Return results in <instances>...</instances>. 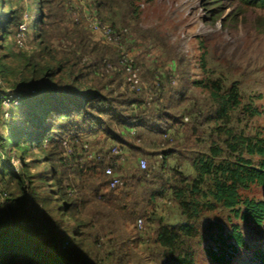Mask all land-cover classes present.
<instances>
[{
	"label": "rangeland",
	"instance_id": "374dc122",
	"mask_svg": "<svg viewBox=\"0 0 264 264\" xmlns=\"http://www.w3.org/2000/svg\"><path fill=\"white\" fill-rule=\"evenodd\" d=\"M7 1L8 6L0 3V22L11 10L17 11L20 21L6 42L0 38V56L18 76L2 81L0 91L25 88L32 82L36 90L69 85L71 69L76 65L74 76L83 79L82 74H87L92 86L104 94L90 107L98 118L105 117L101 112L111 99L118 103L129 99L130 106L135 107H129V114L134 118L138 106L159 108L165 95L183 92L187 101L177 113L181 121L183 118L182 124L169 132L163 128V134L162 125L151 126L153 138L142 135L141 141L133 127L129 129L135 137L126 130L122 135L119 126L90 130L84 128L79 115L74 117H79L74 127L54 123L53 116L42 124L39 117L26 118L23 105L13 108L14 115L8 113L10 120L1 106L0 157L8 170L0 168V226L16 225L26 230L36 244L46 246V253L58 256V264H169L168 251L154 244L156 233L165 226L194 225L183 214L176 196L182 191L194 198L189 187L197 178L194 163L201 156H209L214 144L227 151L228 131L220 128L264 139V8L256 0ZM95 13L104 24L127 31L122 52L98 41L97 35L90 36L88 20ZM41 23L45 33L40 39ZM72 24L80 29H71ZM124 56L132 60L131 73L124 65ZM46 69L51 70L49 77L43 72ZM232 87L238 89L239 103L229 109L228 118L222 119L221 103L212 102L211 94H227ZM27 98L36 104L41 96ZM13 129L29 134L27 139L49 130L60 141L42 144L41 148L32 145L24 162L29 168L24 175L14 177L10 172L18 175L21 162L3 141ZM130 145L143 152L136 155ZM116 148L121 155L113 153ZM18 155L21 157V152ZM48 155L60 171L57 184L47 172L51 165ZM143 159L149 165L147 173L139 170ZM251 159L257 166L260 158ZM109 170L122 178V186L111 188ZM132 174L137 177L135 181ZM240 193L243 200L264 203V187L253 185ZM58 194L64 197L48 204L47 197ZM195 198L199 235L194 240L184 239L178 258L192 256L195 264H216L205 254L211 246L206 231L213 223L228 231L239 227L246 240L230 264H264L260 260L264 225L243 222L237 215L244 212L243 206L232 212L214 207L211 198L202 194ZM165 200L172 206L164 208ZM67 204L70 207L63 211ZM140 219L147 232L138 229ZM46 228L51 232H45ZM55 233L59 239L52 240L50 236Z\"/></svg>",
	"mask_w": 264,
	"mask_h": 264
},
{
	"label": "trees",
	"instance_id": "16d2710c",
	"mask_svg": "<svg viewBox=\"0 0 264 264\" xmlns=\"http://www.w3.org/2000/svg\"><path fill=\"white\" fill-rule=\"evenodd\" d=\"M0 3L1 5L5 3L7 6L10 5V2L7 0H1ZM256 3L261 8H264V0H256ZM6 15L7 19H5L4 22L2 19L0 22V28L2 29L0 38H2V42L8 40L10 30L14 25H18L20 21L17 11L11 10L9 13H6L5 16ZM73 28L80 29L72 24L71 29ZM38 31L41 39L42 35L45 33V26H43L42 23L41 25H38ZM77 35L79 36L80 34L78 33ZM19 42H21L23 46V42ZM97 50L98 48L95 46L94 51ZM4 59V57L0 56V78L2 81L8 80L9 78L7 77H10L11 75H14L15 77L18 76L17 72H11L9 67L3 64ZM99 64L100 62L94 64V66ZM76 67V65H73L71 69L70 77L72 82L69 85L55 84L48 90H36L35 88L37 85L35 82H32L28 87L17 88V90L11 91L21 94L23 93V108H27L24 114L25 117L32 119L39 117L40 123L45 124L47 120H50L53 116L54 123L60 121L67 124L69 123L70 127H74L79 118L74 117L79 115L82 117L81 119H83L84 128L94 130L97 126L98 130L106 128H112L114 130L115 126H119V131L124 133L122 135L127 134L126 131H129L128 134L135 137L138 133L140 135V139L138 140L140 141L142 135L146 139L153 138L151 132L154 131L151 129V126L156 128L159 127L158 125H162L161 128L159 127L162 130L166 127L167 131H161V134H163L169 132L168 130L174 128L176 125L183 123V118L181 121V117L177 116L178 110L182 107V104H185L187 101V99L185 100V94L183 92L173 93L171 96L165 95L164 103L159 108L149 106L144 108L143 106H138V114L135 118L131 117L129 114V107L132 106H130V100H127V98L122 99L119 103L117 101L114 102L112 99L109 100L105 108L106 110L101 112L105 115L104 118H98L92 115L90 107H92L95 101L103 99L104 94L92 86V80L88 81L87 74H82L84 81L81 77L74 76L76 73ZM43 72L49 77L51 70L46 69ZM26 84L27 83H24V85ZM6 93L7 92L4 90L0 91V95H6ZM37 94L40 95L41 98L35 100L36 104H33V102L27 97L28 95L35 96ZM211 96L212 102L215 100L216 102L221 103L222 119L228 118L229 109L232 106L237 107L240 98L237 87H232L227 94L213 92ZM126 101H128V104H126ZM132 108L134 109L135 107ZM100 119L104 121L99 122ZM1 122L0 103V127ZM154 123L158 124L153 125ZM130 127L134 128L133 131H135V135H132V132H130ZM220 129L221 130L219 131H228V139L226 141L227 151L214 144L211 147V154L209 156H201L194 163L197 178L189 185L191 193L194 194V198L190 199L182 191L176 196L178 201H180L183 214L187 217L188 222H193L194 225L184 224L177 228L165 226L159 228L156 233L154 244L160 246L163 250L165 249L168 251L166 259L169 261V264H195V259L192 256L178 258L177 255L181 252L180 248L182 247L181 245L183 244L184 239L194 240L199 235V230L195 224L199 219V210L197 208L198 202L195 198L198 194H202L205 199L211 198L214 207L218 206L232 212L243 206L245 208L244 212H237V215L243 222L253 223L258 227L264 225V203L243 200L240 193L241 190H249L253 185L264 187V139L255 140L251 137H246L245 135H237L235 132L228 130L227 128L221 127ZM58 130H61L63 133L67 131L66 128H59ZM27 135L29 134H26L25 132L21 133L13 129L12 134L3 139L4 143H6V149L9 150V148L12 147V155H16L21 162L20 167L18 168V170L20 169L18 175L17 173L10 172L14 177L24 175L26 169L29 168V166H25L26 164L24 162H26L25 156L29 155L32 145L41 148L42 144L43 146H46V143L48 142L58 143V141H60L56 140V135L51 134L49 130L39 136L30 135V139L26 138ZM120 141L122 142V140ZM130 148L136 155L143 152V150L133 145H130ZM19 152H21V157L18 155ZM166 152L167 151H164L162 156L164 164L167 160ZM246 155L251 158H260L258 165H255L253 159H247L245 157ZM46 158L50 159L48 162L51 164L47 172L50 173L51 181L57 184L59 182L58 176L60 171L55 167L50 155L46 156ZM8 166L12 167V164H9ZM13 167H15V165ZM0 168L8 170L5 168L4 160L1 157ZM139 170L144 172L140 168ZM130 177L132 181L137 179L134 175ZM21 179L23 180L24 178ZM205 188L208 189L204 191L203 189ZM125 194L127 193H122L121 195ZM63 197V194H58L57 197H47L48 204H54V202L57 203L58 199ZM152 197H155L154 194ZM129 199L130 197L126 196V200L128 201ZM68 207H70L69 204L64 205L62 210L65 211ZM23 216H27V214L24 213ZM45 232L50 233L51 231L46 228ZM57 235L58 234L55 233L50 237L52 240L59 239V237H56ZM206 239L211 243V246L206 248L205 254L216 264L232 263L235 259L234 256L238 252L237 248H244L246 245L243 233L237 226H234L228 231L223 225H215L211 223L206 231ZM145 241L146 243H150L149 239H146ZM45 247L46 246H43L42 244L40 246L39 244H36L33 236L29 232L16 225L5 227L0 226V264L61 263V260L57 255L51 254L50 256L46 253L45 251L47 248ZM260 260L264 262V253Z\"/></svg>",
	"mask_w": 264,
	"mask_h": 264
},
{
	"label": "built area",
	"instance_id": "2783aa9c",
	"mask_svg": "<svg viewBox=\"0 0 264 264\" xmlns=\"http://www.w3.org/2000/svg\"><path fill=\"white\" fill-rule=\"evenodd\" d=\"M90 15V13H88ZM88 28L93 35H97L99 37L98 41H103L107 44H110L118 49L119 52L123 51L125 46V39L127 37V31H117L113 27L104 24L100 18L98 17L97 13L90 16L88 20ZM22 46V43H19ZM124 65L128 66V72H132V60L129 59V56H124ZM2 84V80L0 79V85ZM0 103L1 106L5 108L6 116L10 119L12 115H8V113L13 108H18L23 105V95L21 93L16 92H7L6 95H0ZM13 114V113H12ZM14 115V114H13ZM12 120V119H10ZM115 155H121V151L117 148L113 151ZM139 168L147 172L149 170L148 162L143 159L139 163ZM111 176V188L117 189L118 187L122 186V178L117 176L116 174L111 173V170L107 172ZM172 206V203L168 200L163 202L164 208H169ZM138 229L142 232L146 231V225L144 224L143 220L138 221Z\"/></svg>",
	"mask_w": 264,
	"mask_h": 264
},
{
	"label": "crops",
	"instance_id": "0c3cea01",
	"mask_svg": "<svg viewBox=\"0 0 264 264\" xmlns=\"http://www.w3.org/2000/svg\"><path fill=\"white\" fill-rule=\"evenodd\" d=\"M91 37H93V34H90Z\"/></svg>",
	"mask_w": 264,
	"mask_h": 264
}]
</instances>
